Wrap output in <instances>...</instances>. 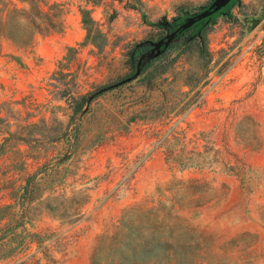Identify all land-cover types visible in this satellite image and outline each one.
<instances>
[{"label": "rangeland", "instance_id": "374dc122", "mask_svg": "<svg viewBox=\"0 0 264 264\" xmlns=\"http://www.w3.org/2000/svg\"><path fill=\"white\" fill-rule=\"evenodd\" d=\"M47 1L62 6L63 33L31 48L0 41V260L22 264L33 242L43 253L51 236L29 232L49 221L77 235L93 228V256L102 235L144 207L201 249L193 261L264 264V0H237L205 38L181 41L119 87L136 45L212 0ZM83 10L104 34L101 50L86 42ZM210 83L219 88L187 116ZM166 133L114 194L131 152Z\"/></svg>", "mask_w": 264, "mask_h": 264}, {"label": "trees", "instance_id": "16d2710c", "mask_svg": "<svg viewBox=\"0 0 264 264\" xmlns=\"http://www.w3.org/2000/svg\"><path fill=\"white\" fill-rule=\"evenodd\" d=\"M64 15L60 4H50L47 0H0V41L6 38L20 48H31L38 36L63 33ZM82 22L87 31L86 42L101 50L98 40L104 39V34L96 28L90 10L82 11ZM180 43L179 40L174 47ZM145 44L136 45L130 54L134 68L146 51ZM201 51L207 54L206 42ZM154 63L144 61L140 76L148 73ZM84 107L85 101L78 104L76 114ZM172 228L171 224L165 225V217L158 209L132 208L113 232L98 239L92 264H216L202 257L193 261L191 257L201 249L186 245L182 241L184 234L175 235Z\"/></svg>", "mask_w": 264, "mask_h": 264}, {"label": "crops", "instance_id": "0c3cea01", "mask_svg": "<svg viewBox=\"0 0 264 264\" xmlns=\"http://www.w3.org/2000/svg\"><path fill=\"white\" fill-rule=\"evenodd\" d=\"M150 174V170L147 171ZM144 184V181H142ZM78 227L64 222L41 223L34 227L30 235L51 236L44 241L45 251L36 252V243H29V257L22 259V264H92L93 228H87L81 235ZM31 256V257H30ZM13 258L0 260V264H12Z\"/></svg>", "mask_w": 264, "mask_h": 264}, {"label": "flooded vegetation", "instance_id": "af4514ba", "mask_svg": "<svg viewBox=\"0 0 264 264\" xmlns=\"http://www.w3.org/2000/svg\"><path fill=\"white\" fill-rule=\"evenodd\" d=\"M215 1L216 0H212L208 5L201 8V10L199 12L188 14V15L186 14L184 16L174 18L172 21H165V22L161 23L159 26V30H160V32L163 33L162 37H160L159 40H157V41H144L146 43L144 45V48L146 49V51L143 53V55H146L144 61L152 62V61H156V60L160 59L166 52H168L175 45H177L179 40L180 41L184 40L185 42L192 43V41L196 40L197 38H203L205 36L207 29L212 25L213 21L220 15H228L231 11V8L235 5L237 0H231L225 7H223L219 11L213 13L212 15H210L207 18L202 19L201 21H197L190 28L185 29V30L180 29V27L189 18L195 17L196 15H198L204 11L209 10ZM175 32H176L175 38L173 39V41L170 43V45L168 47H166L163 44L159 51L152 52V50H153L152 43L153 42H158V41L164 39L167 35L175 33ZM135 72H136V68H134L133 73L135 74Z\"/></svg>", "mask_w": 264, "mask_h": 264}, {"label": "built area", "instance_id": "2783aa9c", "mask_svg": "<svg viewBox=\"0 0 264 264\" xmlns=\"http://www.w3.org/2000/svg\"><path fill=\"white\" fill-rule=\"evenodd\" d=\"M230 70L226 72V76L229 75ZM219 88L218 83H210L207 85V93L201 94L197 102L193 104V106L188 110L187 116H191L195 110L199 108V106L207 99V95L212 93L213 91H216ZM171 131V130H170ZM169 137V133L164 134L163 136L158 137H152L151 144L147 146L145 149H134L131 152V155H133V161L129 165L128 170L121 176V178L118 180L116 185V190L113 191L114 194L121 192V189L128 187L131 185L135 180L137 179L140 171L151 162V159L155 155V152H157L161 146L163 145L166 138Z\"/></svg>", "mask_w": 264, "mask_h": 264}, {"label": "water", "instance_id": "95a60500", "mask_svg": "<svg viewBox=\"0 0 264 264\" xmlns=\"http://www.w3.org/2000/svg\"><path fill=\"white\" fill-rule=\"evenodd\" d=\"M231 0H216L213 5L210 7L209 10L204 11L198 15H196L195 17L189 18L181 27L180 29H188L190 28L193 24H195L197 21H201L202 19H205L207 17H209L210 15H212L213 13L219 11L220 9H222L223 7H225ZM176 32L167 35L164 39L158 41V42H153V50L152 52L155 51H159L160 48L162 47V45L164 44L166 47H168L170 45V43L173 41V39L175 38ZM146 55H142L141 58L139 59L137 66H136V72L133 76L128 77L126 79H124L123 81L111 86V87H119L125 84H128L130 82H132L133 80L137 79L142 71V65H143V61L145 59ZM91 100V99H90ZM90 100L88 103H90Z\"/></svg>", "mask_w": 264, "mask_h": 264}]
</instances>
